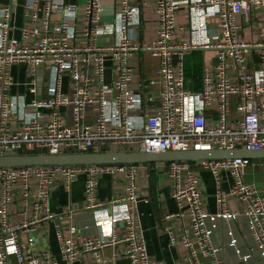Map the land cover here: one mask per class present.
Listing matches in <instances>:
<instances>
[{
	"label": "built area",
	"instance_id": "obj_1",
	"mask_svg": "<svg viewBox=\"0 0 264 264\" xmlns=\"http://www.w3.org/2000/svg\"><path fill=\"white\" fill-rule=\"evenodd\" d=\"M114 1L115 20L106 23L103 0H0V156L264 151V42L242 38L252 15L264 11V0H155L159 28L147 47L139 41L140 7L131 0ZM18 8L23 10L20 28L15 24ZM182 8L191 16V38L176 42L185 30L177 25ZM212 21H217L215 32ZM107 36L114 40L99 45ZM141 51L159 65L154 77L136 80L131 57ZM194 51L214 54L197 92L188 88L185 70L186 57ZM108 59L117 74L110 83ZM21 67L27 69L30 101L12 94L21 86L13 69ZM62 110L70 113L71 122ZM158 164L166 169L177 206L164 217L165 231L171 246L187 249L186 264H202L201 257L210 264H264V192L245 181L251 166L264 174V160L196 162L214 179L215 213L207 210L204 182L192 162ZM142 166L0 168V264H12L11 257L17 264H85L86 255L89 264L119 259L158 264L148 255L142 219L131 207L142 201ZM103 176L124 179L122 195L100 201ZM80 177H85L83 212L91 214L98 233L89 234V225L58 228L59 259L51 251H36L34 236L22 241L21 233L36 232L58 217L51 209L55 186L60 182L70 191ZM17 197L24 206L14 221ZM233 200L240 211L230 209ZM221 231L222 245L216 243Z\"/></svg>",
	"mask_w": 264,
	"mask_h": 264
},
{
	"label": "crops",
	"instance_id": "obj_2",
	"mask_svg": "<svg viewBox=\"0 0 264 264\" xmlns=\"http://www.w3.org/2000/svg\"><path fill=\"white\" fill-rule=\"evenodd\" d=\"M132 4L140 7L142 14V26L138 32L139 41L141 46H151L157 37V31L159 28L158 18L154 10L155 0H131ZM69 4H76L77 0H68ZM84 2V0H81ZM106 12L103 15V21L106 23H112L115 20V1L103 0ZM216 22L212 21L209 24L210 29L215 32ZM191 23V16L186 8H182L177 14V25L185 28L184 31L178 33L176 42L189 41L191 38V32L189 30V24ZM15 24L17 28H20L23 24V10L18 8L16 13ZM188 28V31L186 30ZM19 31L15 32L16 37L19 38ZM242 38L245 41H251L255 39L258 42H264V11L253 14L251 18L250 26L246 27L242 32ZM113 36H107L98 40L99 45L112 42ZM149 55V56H147ZM188 62L194 67V65H200L201 75L203 69L207 67H213L214 54L213 52L194 51L188 56ZM131 64L135 68L136 80L143 78H152L155 76V71L158 68L159 60L149 53L141 51L134 54L131 57ZM13 77L17 82L21 83L20 87H14L12 94H23L27 100H31V95L27 92L25 83L28 82L27 69L25 67L14 68ZM117 77L115 70L112 67L111 60H107V70L105 74L106 81L112 82ZM188 79V78H187ZM188 82H190L188 80ZM68 85V80L65 81V86ZM202 85V79H201ZM137 88V85L133 86ZM62 115L67 118L68 122H71L70 113L62 110ZM158 163H148L142 166V178L140 180V197L142 201L131 207L137 211L142 219L143 228L145 231V241L148 249V255L150 259L158 264H186L185 259L188 256V251L183 246H171L169 238L166 234V227L169 224L164 222V217L167 214L174 213L177 210L175 201L171 195V181L167 176L166 169L160 167ZM192 169L196 172L204 182V198L207 203V210L211 213L216 212V205L214 199L215 182L212 175L204 171L198 164L192 163ZM227 178L229 176L226 175ZM245 181L248 183H255L259 189L264 192V181L258 182L254 180V175L250 169L248 170ZM255 181V182H252ZM125 180L118 178L114 179L110 176H103L99 179L98 184V198L100 201H109L122 195L124 191ZM231 186V179H228L224 183V189L229 190ZM84 187L85 177H80L76 181L70 191L66 190L64 186L59 182L51 197V209L58 217L47 223L41 225L36 232H23L20 235V239L25 241L29 236L35 237V250L36 251H51L54 256L60 258V249L57 242V230L58 228L66 229L70 225L82 227L84 225L91 226L88 231L89 234H97L98 230L93 227L92 216L88 212H83L84 209ZM24 206L23 199L17 197L13 206L14 221H19V213ZM232 211H240L241 207L237 200H233L229 204ZM71 210V212H70ZM172 228L177 227L176 222H172ZM216 243L222 245V231L217 235ZM112 249L105 251L106 260L110 261L112 255ZM14 258V259H12ZM233 258V257H230ZM202 264H210L208 260L200 258ZM234 261V260H233ZM12 264L16 263V258L11 257ZM91 262V256H85V264ZM125 260H118L116 264H125ZM81 264V263H76Z\"/></svg>",
	"mask_w": 264,
	"mask_h": 264
},
{
	"label": "water",
	"instance_id": "obj_3",
	"mask_svg": "<svg viewBox=\"0 0 264 264\" xmlns=\"http://www.w3.org/2000/svg\"><path fill=\"white\" fill-rule=\"evenodd\" d=\"M236 158L264 160V151L248 152L244 150L212 152H91L64 155H13L0 156V168H24L34 166H74V165H145L148 163H166L187 161L196 163L202 160H229Z\"/></svg>",
	"mask_w": 264,
	"mask_h": 264
},
{
	"label": "trees",
	"instance_id": "obj_4",
	"mask_svg": "<svg viewBox=\"0 0 264 264\" xmlns=\"http://www.w3.org/2000/svg\"><path fill=\"white\" fill-rule=\"evenodd\" d=\"M200 65H190V62H188V57H186L185 60V70H186V76L190 82H188V88L194 92L201 90V71H200ZM31 154V153H30ZM35 155H39L40 153H32Z\"/></svg>",
	"mask_w": 264,
	"mask_h": 264
},
{
	"label": "rangeland",
	"instance_id": "obj_5",
	"mask_svg": "<svg viewBox=\"0 0 264 264\" xmlns=\"http://www.w3.org/2000/svg\"><path fill=\"white\" fill-rule=\"evenodd\" d=\"M147 56H149V55H147ZM261 160H259V159H254V160H252V162L254 163V164H258L259 162H260ZM250 171H252V174L254 175V180L256 181H260V182H263L264 181V174H263V172L259 169V167L257 166V165H255V166H251L250 168ZM255 181H252V182H255ZM12 259H14V258H12ZM14 264H17V262L16 263H14Z\"/></svg>",
	"mask_w": 264,
	"mask_h": 264
}]
</instances>
